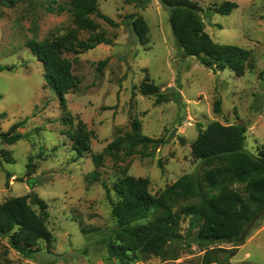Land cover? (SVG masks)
Listing matches in <instances>:
<instances>
[{"label": "rangeland", "instance_id": "1", "mask_svg": "<svg viewBox=\"0 0 264 264\" xmlns=\"http://www.w3.org/2000/svg\"><path fill=\"white\" fill-rule=\"evenodd\" d=\"M4 1L9 3L0 4V64L14 68L0 70V132L23 135L14 143L0 136V202L39 195L48 204L47 225L54 238L26 256L0 236V254L9 260L0 264H121L109 258L104 241L115 227L104 182L111 186L127 173L147 178L150 192L158 195L179 177L202 172L204 165L194 157L191 144L199 129L213 121L245 125V145L253 153L264 146V0H231L238 4L231 13L211 15L209 8L226 0H193L215 42L251 51L243 76L228 68L214 72L195 56L185 55L175 42L169 9L160 0H99L101 11L118 25L95 16L111 44L78 55L64 53L79 77L77 89L66 94V108L46 84L43 63L26 46L29 39L62 35L74 26L70 11L47 9L66 0ZM133 14L147 22L146 42L133 29ZM89 35L81 31L79 37ZM147 77L166 94L164 101L141 93ZM218 99L220 111L215 109ZM66 114L71 124L63 121ZM136 119L143 134L163 140L150 147L153 155L121 151L105 155L103 165L96 167L93 156L131 131ZM80 131L89 134L90 142V151L82 156L68 133ZM96 169L99 180L91 175ZM181 234L163 256L130 264H264V217L237 249L229 242L198 244L190 216L183 220Z\"/></svg>", "mask_w": 264, "mask_h": 264}, {"label": "trees", "instance_id": "2", "mask_svg": "<svg viewBox=\"0 0 264 264\" xmlns=\"http://www.w3.org/2000/svg\"><path fill=\"white\" fill-rule=\"evenodd\" d=\"M9 1L11 4L15 2ZM160 1L169 9L175 42L185 55L195 56L214 72L228 68L237 76L246 73L251 51L237 44L215 42L205 30L204 16L197 2ZM7 3L0 0V4ZM237 6L236 2L226 0L210 7L209 13L229 14ZM47 9L52 13L70 11L74 26L62 35L44 40L29 39L26 46L43 63L46 84L66 108V94L77 89L79 77L74 74L73 63L64 53L78 55L99 44H111L106 31L100 30L95 16L114 26L118 23L101 11L99 0H66L57 8L50 5ZM129 17L139 39L146 42L149 29L146 20L135 14ZM81 31L89 32V37L81 39ZM107 62L108 59L101 61L99 69ZM13 68V65L0 64V70ZM140 91L144 95H156L157 101H164L167 97L159 92L149 77L141 84ZM175 94L178 99L179 92ZM215 109L221 110L220 99L215 102ZM63 121L71 124V115L66 114ZM20 123L14 124L12 129L15 130ZM246 131L243 124H223L220 121L199 129L191 148L194 157L203 163V171L179 177L158 195L150 192L147 178L127 173L111 186L104 182L106 198L115 219V227L104 239L109 258L130 264L150 256H163L168 244L182 236V222L186 216H190V228L197 229L195 240L201 246L229 242L235 249L239 248L255 223L264 217V146L257 154L246 148ZM68 133L78 155L90 151L88 133ZM22 135L21 132H0L7 143L16 142ZM159 141L163 140L143 134L141 123L136 119L131 131L115 137L102 152L93 156V161L96 167L101 166L105 155L118 156L121 151L127 155L137 152L153 155ZM91 175L94 180L100 179L97 169ZM33 204L39 207V211ZM48 217V204L39 195L11 197L0 202V236L8 237L10 246L18 252L31 256L34 247L39 249L41 242H51L54 238L47 225ZM3 260L9 261L0 254V263Z\"/></svg>", "mask_w": 264, "mask_h": 264}, {"label": "water", "instance_id": "3", "mask_svg": "<svg viewBox=\"0 0 264 264\" xmlns=\"http://www.w3.org/2000/svg\"><path fill=\"white\" fill-rule=\"evenodd\" d=\"M174 133V132H173Z\"/></svg>", "mask_w": 264, "mask_h": 264}]
</instances>
